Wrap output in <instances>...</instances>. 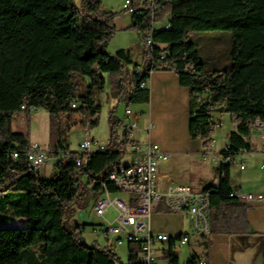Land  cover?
Listing matches in <instances>:
<instances>
[{"label": "trees", "instance_id": "16d2710c", "mask_svg": "<svg viewBox=\"0 0 264 264\" xmlns=\"http://www.w3.org/2000/svg\"><path fill=\"white\" fill-rule=\"evenodd\" d=\"M132 5L129 28L139 34L151 30L153 36L152 45L143 40L142 65L128 49L106 50L119 13L104 9L102 0H0V264H125L114 248L84 240L89 224L69 225L100 190L98 182L120 191L108 178L131 142L117 137L121 121L110 113L106 150L91 152L86 163L78 164L79 151L59 138L51 149L57 160L50 177L30 167L27 135L12 127L22 105L25 112H49L53 138L63 118L70 123L82 115L84 122L89 115V124L97 125L96 96L105 87V73L113 77L114 96L129 104L150 102L142 83L153 71L174 70L189 87V136L201 141L203 151L214 144L213 114L230 115L236 126L220 152L218 181L203 190L210 194L211 233L231 232L232 223L222 222L225 210L245 201L230 196L231 164L225 159L251 152L253 128L257 121L264 124V0H132ZM66 151L69 157L62 156ZM16 218L26 225L4 226ZM172 243L168 264H181ZM128 249L127 264H141L140 245L129 242ZM198 259L193 252L185 264Z\"/></svg>", "mask_w": 264, "mask_h": 264}, {"label": "rangeland", "instance_id": "374dc122", "mask_svg": "<svg viewBox=\"0 0 264 264\" xmlns=\"http://www.w3.org/2000/svg\"><path fill=\"white\" fill-rule=\"evenodd\" d=\"M76 1L80 2V0ZM102 2L104 9L119 13L115 20L116 33L109 41L106 50L113 54L118 49L130 47L135 63L143 64L146 61V46L143 44L144 32H142V35H139L137 31L129 28L131 25V16L128 14L129 11H124V0H102ZM158 26H160V24H157V27ZM104 75L106 79L105 87L97 95L98 103L101 105L97 113L99 117L97 125L91 126L89 124V115L85 117L84 122H81V120L84 119L82 115H76L70 120V123L66 122L65 118H63L59 129L55 130L53 138L51 137V115L42 108H35L28 112L22 111L18 113L13 118V130L25 133L30 143L36 142L48 149H52L55 142L61 138L66 139L72 150L80 151V143L86 136L96 137L103 143L109 141V115L111 112L121 121L120 126L117 128V137L118 139L122 138L123 125L124 122L128 120L126 107L130 106L132 111L138 113V116H140V119H138L139 128L135 136L141 139V141L151 140L158 142L160 138L159 134H161L158 131V126L152 128L151 132L147 131V124L149 121L147 118L148 113L144 112L147 111L144 110L147 108L146 103L128 104L124 96L119 102L118 98L113 94L114 84L112 75L109 73H105ZM127 91H129V87H127ZM220 105H225V102H222ZM217 113L222 114L219 116ZM214 118L216 121L222 120L223 122V125L217 127L214 134L213 151L217 154V157H219L221 156L220 151L228 144V133L231 131L232 126H235V123L226 112H215ZM256 125L257 124H255L250 137L252 151L241 152L236 156L237 162H246V168L241 170L236 163H232L231 165L234 183H242L246 191L252 188H255V191L264 190V169L260 167L262 162H264V139L260 137V132ZM165 135L167 136V141L164 145L171 154L169 160L162 162V165L170 172L172 181L175 183L187 182L195 189H202L206 184L213 181L216 183L218 181L216 173L218 164L212 162L211 159L213 155L209 154L206 158L203 157L201 141L190 138L186 124H184L183 127L179 126V130L175 135L167 133H165ZM129 158L130 156L125 154L123 161L126 162ZM54 164L55 159L53 157L49 159L45 167L41 169V175L43 177H50L54 170ZM88 210L89 208L78 210L76 214L69 219V225L87 220L89 225L82 233L84 240L89 245L97 244L103 247H111L109 242L113 240L105 238L102 233L103 226H101V223L105 218L97 216ZM153 212L152 221L154 222V227L158 225V229L162 232L167 233L171 231L170 233H176V231H185L188 229V219L186 216L180 217L178 214L164 210H155ZM114 217V212L111 209L108 210L106 219L112 221ZM25 225L26 220L24 218H16L4 224L5 227H23ZM111 244L113 245V243ZM128 244L127 242H123L112 246L125 264L128 262ZM177 250L180 254L181 264H185L189 256V246H178ZM159 263H167L164 255L160 257Z\"/></svg>", "mask_w": 264, "mask_h": 264}, {"label": "built area", "instance_id": "2783aa9c", "mask_svg": "<svg viewBox=\"0 0 264 264\" xmlns=\"http://www.w3.org/2000/svg\"><path fill=\"white\" fill-rule=\"evenodd\" d=\"M153 1V0H142ZM124 9L130 13L134 11L132 0H124ZM160 26L168 27L169 23H163ZM157 27V24H154ZM142 35V33H141ZM144 41L148 45L153 44L152 31H145ZM162 58L164 56H161ZM139 72V70H137ZM148 82V81H147ZM143 82L142 86H146ZM78 102L73 101L72 106L77 107ZM21 109L27 111V107L22 105ZM34 108H31L32 110ZM127 122H124V138L131 140L123 152L130 156L129 160L124 162L121 159V165L110 173L108 182H112L120 191L114 192L109 189L106 181L98 182L101 185L100 190L90 199L88 204L89 212L105 218L101 223L102 233L105 238L112 239L110 246L123 242H135L141 247L139 259L141 264H158V250L160 244L167 250L170 242L177 250L178 246H188L192 237H205L211 234L210 230V194L202 189H195L189 183H170L166 184L159 172L161 162L170 158V152L164 150L159 143L147 140L141 142L136 139L138 130V113H134L130 106L126 107ZM216 128L223 125L222 120L216 121ZM260 137L264 139V124L256 122ZM152 124L147 126V131L151 132ZM228 147V144L224 149ZM106 150V143L100 142L96 137L86 136L80 143V157L78 164L86 163L88 155L94 151ZM13 158H18V152L13 151ZM62 156L69 157V152H62ZM60 154V156H61ZM213 155L212 162L220 164L222 156L212 150L203 151V157ZM221 155V154H220ZM30 167L34 171H40L42 167L53 158L51 149L44 147L39 143H30L25 152ZM237 156V155H236ZM236 156L228 157L226 162L236 163L239 169H245V162H237ZM55 161L57 157H54ZM264 169V162L261 164ZM217 183V182H216ZM96 180L89 184L90 188L96 186ZM126 193L127 196L122 195ZM230 196L243 201H262L264 202V191L252 192L245 191L239 186L233 187ZM157 204H163L169 211L187 216L189 220V230L181 233H166L156 231L152 227V214ZM112 210L115 217L112 221L106 219L108 210ZM87 220H82L86 223ZM111 241V240H110ZM113 243V245L111 244ZM166 244V245H165ZM113 248V247H112ZM197 264H209V261L200 252Z\"/></svg>", "mask_w": 264, "mask_h": 264}, {"label": "crops", "instance_id": "0c3cea01", "mask_svg": "<svg viewBox=\"0 0 264 264\" xmlns=\"http://www.w3.org/2000/svg\"><path fill=\"white\" fill-rule=\"evenodd\" d=\"M128 14H130L131 16V13L128 12ZM156 24L161 25L162 23H156ZM122 49L130 50L132 55V51L130 47L122 48ZM132 59L133 62L135 63V59L133 55H132ZM127 87H129L130 89L131 86L127 85ZM146 87L150 90V102L146 103L147 108L144 109L147 110L144 112L148 113L147 118L149 122L147 126L149 124H152L153 128L158 126V131L161 134H159L160 138L157 143H160L159 145L164 150L168 151V148L164 145V143H166L167 141L166 139L167 136L165 135V133L175 135L176 132H178L179 130V126L183 127L184 124H186L187 132L189 135V130H188L189 96H190L189 87L184 86L180 83L179 76L174 70L153 71L147 82ZM96 100L98 101V96H96ZM220 114L222 113H217V115L219 116ZM138 119H140V116ZM213 119L216 122L215 118ZM235 126L234 125L232 126L231 131L235 129ZM136 139L141 141V139H139L138 137H136ZM70 150H72L71 147ZM202 153H203V149H202ZM44 167L45 165L42 168ZM159 172L162 180L166 184L175 183L174 181L171 180L170 172L166 170V168L162 165V162L160 163L159 166ZM231 178L233 181V187L239 186L246 191V189L242 186V183L240 182L234 183L232 171H231ZM177 183H184V182H177ZM252 189L247 191H252V192L264 191V190L255 191V188ZM122 195L127 196L126 193H122ZM161 206L164 205L157 204L155 206L154 211L162 210ZM225 213L227 214V216L223 217L222 222L225 221L232 223L231 232L211 233L209 236H205V237H196V236L192 237L191 243L190 245H188L189 256L193 252L196 253L200 252V254H202L204 257L208 259L209 264H264V202L245 201V204H236L234 206L226 208ZM178 215L180 217H184L183 215L180 214ZM186 218L188 219L187 216ZM86 223H88V221H86ZM187 223H188L187 230L185 231L179 230L176 231V233L188 231L189 220ZM152 227L153 229L155 228L154 230L162 232L161 230L158 229L159 228L158 225L154 227L153 221H152ZM170 232L171 231H168L167 233ZM205 241H208V247H205L204 245ZM160 247L161 249L158 250V264H160L159 263L160 257L164 255L166 258V250L164 249V245L160 244ZM166 264H168V260Z\"/></svg>", "mask_w": 264, "mask_h": 264}, {"label": "water", "instance_id": "95a60500", "mask_svg": "<svg viewBox=\"0 0 264 264\" xmlns=\"http://www.w3.org/2000/svg\"><path fill=\"white\" fill-rule=\"evenodd\" d=\"M87 224H89V223H87Z\"/></svg>", "mask_w": 264, "mask_h": 264}]
</instances>
